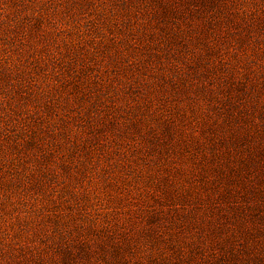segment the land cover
<instances>
[{"label": "rangeland", "instance_id": "rangeland-1", "mask_svg": "<svg viewBox=\"0 0 264 264\" xmlns=\"http://www.w3.org/2000/svg\"><path fill=\"white\" fill-rule=\"evenodd\" d=\"M0 264H264V0H0Z\"/></svg>", "mask_w": 264, "mask_h": 264}, {"label": "trees", "instance_id": "trees-1", "mask_svg": "<svg viewBox=\"0 0 264 264\" xmlns=\"http://www.w3.org/2000/svg\"><path fill=\"white\" fill-rule=\"evenodd\" d=\"M50 124V123H49ZM49 124H47L46 126H45V128H47V127H49ZM86 242V241H85Z\"/></svg>", "mask_w": 264, "mask_h": 264}]
</instances>
